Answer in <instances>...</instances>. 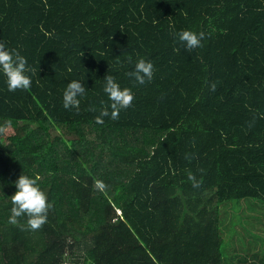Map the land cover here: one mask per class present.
Masks as SVG:
<instances>
[{"label": "trees", "instance_id": "1", "mask_svg": "<svg viewBox=\"0 0 264 264\" xmlns=\"http://www.w3.org/2000/svg\"><path fill=\"white\" fill-rule=\"evenodd\" d=\"M0 43L33 69L27 91L0 78V264H264L221 222L232 201L264 209V0H0ZM108 75L134 94L116 119L101 117ZM20 175L50 205L37 230L10 222Z\"/></svg>", "mask_w": 264, "mask_h": 264}, {"label": "clouds", "instance_id": "2", "mask_svg": "<svg viewBox=\"0 0 264 264\" xmlns=\"http://www.w3.org/2000/svg\"><path fill=\"white\" fill-rule=\"evenodd\" d=\"M175 39L187 50H193L202 46L205 39L203 32L191 30H181L175 33ZM129 63H133L131 57H127ZM32 67L28 59L18 50L8 48L0 43V78H2L7 90L15 92L17 90H29L32 86ZM128 75L138 85L151 82L154 75L153 64L144 59L138 58L134 62V68ZM84 78L71 80L62 92V106L64 109L79 110L81 99L86 95L87 89L84 86ZM215 86L213 85V90ZM103 93L108 98V108L101 111V117L110 116L116 119L120 112L131 106L134 94L129 88H122L111 75L103 79ZM110 109V111H109ZM97 122H102L100 119ZM195 180L194 177H189ZM97 189L104 190L105 183L102 180L95 182ZM194 187L198 184L194 183ZM16 189L11 196L13 207L11 208V223H16L17 218L27 216V224L32 230H37L46 222L47 211L50 205L47 203L45 193L37 186V181L28 175H20L14 182Z\"/></svg>", "mask_w": 264, "mask_h": 264}, {"label": "rangeland", "instance_id": "3", "mask_svg": "<svg viewBox=\"0 0 264 264\" xmlns=\"http://www.w3.org/2000/svg\"><path fill=\"white\" fill-rule=\"evenodd\" d=\"M254 203L256 202L253 200H241L224 204L221 207V222L224 236L230 235L223 231L224 225L226 226L230 221L232 225H234L233 223L238 224L235 230H243L246 232L243 233L244 235L251 237L248 244L252 254H255L256 257V251L264 254V209L256 208ZM228 206H232L229 212L226 210ZM231 256V252L227 253L225 264L237 263L238 258L233 259ZM253 261L256 263V259H253Z\"/></svg>", "mask_w": 264, "mask_h": 264}]
</instances>
